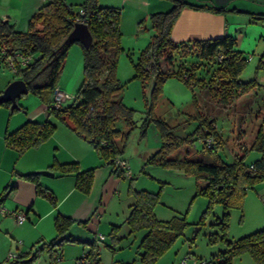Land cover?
Wrapping results in <instances>:
<instances>
[{"label":"trees","instance_id":"obj_1","mask_svg":"<svg viewBox=\"0 0 264 264\" xmlns=\"http://www.w3.org/2000/svg\"><path fill=\"white\" fill-rule=\"evenodd\" d=\"M170 1L172 6L169 10L153 12L149 15L150 26L154 33L147 45L137 53L135 59H132L130 52L127 53L134 71L132 78L138 79L143 88L148 87L151 81L150 96L147 100L149 110L139 126L140 135H144L148 125L153 124L158 132L160 145L147 157L146 162L162 168L177 169L195 180H202L204 184L197 188L195 195L207 196L209 204L205 212H208L212 203L222 205L221 220L217 218L214 223L226 228L228 207L240 206L245 190L264 180L262 125L259 124L250 144L244 148V150H255L261 156L247 163L245 154L235 155L233 161L227 163L218 154L222 139L217 132L213 117L201 115L198 126L186 136H180L175 133L178 126H171L154 115L153 106L161 93L163 83L173 76L183 80L190 87L198 86L211 90L224 104L228 103L230 98L245 94L257 87V83L254 79L244 81L240 78L248 59L241 50L237 49L234 36L223 35L181 42H174L171 39L173 23L185 5L196 9L207 8L215 12L225 8L185 0ZM79 8H82L83 13H79ZM248 13L254 19H264V13ZM80 20H84L87 24L91 42L83 44L79 40H73L60 47L73 25ZM37 24L41 27L38 28ZM120 40L119 8L100 6L98 0H83L80 4H66L63 0H42L25 32L16 31L14 25L7 19H0V63L15 53L31 55L32 59L25 65H15L14 77L21 78L26 83L28 93L38 97L45 104L46 110V118L43 121L27 120L14 131L6 133L5 145L19 151L39 145L55 131L56 125L51 120L55 118L69 125L76 135L91 144L100 158L113 165V171L116 170L119 166L116 160L124 161L119 154L124 149L129 134L137 127L136 110L127 106L120 97H116L123 86L116 76L117 57L119 52L123 51ZM73 43H78L81 49L82 80L74 97L67 104L63 103L62 106L54 108L51 106L53 91L57 87L63 62ZM175 53L183 57L191 56L195 60L189 67L174 70ZM262 58L264 55L259 60V67H264ZM163 59L166 64L162 67ZM201 65L204 66L206 75L197 73ZM195 104L197 105L196 101ZM0 105L9 107V102ZM260 114L261 122H264V110L255 111L256 118H259ZM120 119L124 121L126 131L116 127V122ZM208 139L211 140L210 144L207 142ZM196 142L202 150L208 151L209 158L197 155L169 157L182 144L190 143L189 145L195 146ZM49 169L59 174L73 173L75 188L89 193L95 167L80 169L77 162L55 161ZM117 171L126 175V170L121 167ZM18 176L34 184L36 195L48 199L53 206L56 205L53 192L39 183L38 172L18 174ZM7 188L9 185L0 193V202L6 196ZM158 192L134 190V199L126 218L130 232L144 230L136 249V254L143 264H154L180 236L184 235L189 225L187 211L166 220L155 216L154 206L159 201ZM53 221L55 238L48 242H40L25 254L12 253L15 255L13 263H28L44 252L55 260L58 250L65 241H78L89 247L93 245L85 255L91 257L95 264H100L94 241L65 236L74 219L57 213ZM196 224H204L203 216ZM116 227L114 226L112 231ZM111 236L112 239H117L116 233L111 232ZM222 238L226 242V248L217 253L218 264H231L232 259L242 253H248L255 264H264V228L234 240L225 239L223 236ZM186 257L189 258L188 260L205 259L210 260L212 264L215 263L211 257ZM118 264H132V262Z\"/></svg>","mask_w":264,"mask_h":264},{"label":"rangeland","instance_id":"obj_2","mask_svg":"<svg viewBox=\"0 0 264 264\" xmlns=\"http://www.w3.org/2000/svg\"><path fill=\"white\" fill-rule=\"evenodd\" d=\"M185 1L191 2L192 0ZM193 1L204 3L202 0ZM239 1L231 0V3ZM16 3L11 1L10 4L14 5ZM259 4V6L264 7V2ZM136 42V38L132 36L130 45H137ZM75 46L79 48V45L75 43L71 49ZM138 51V48L135 47L130 54L132 59H135ZM174 55V70L189 67L195 60L191 56L183 57L178 53ZM246 55L248 61L240 74L242 80H245V77L250 74L249 66L251 60H253L250 52ZM164 60L163 66L166 64ZM68 68L69 73L73 72L72 81L79 79L80 84L82 80V60L77 61L73 51L69 54ZM211 70L209 69V71ZM1 73L11 78L15 76L14 71L4 61L0 63ZM133 73L132 62L127 52H119L116 62V76L123 86L118 92V96L127 106L136 110L137 127L131 131L124 149L119 154L124 159L130 174H132L131 179L117 171L120 168L119 166L113 171V165L100 157L98 160L100 166H91L97 167L96 169L99 170L102 168V171H110L111 173V178L106 183L110 190L103 194L102 200H100V187L103 185L105 173L100 178L97 176L89 197L90 200H93V204L95 203L96 209L93 208L86 222L91 224V221H94V219L97 221L99 217L100 228L98 233L103 234L105 237L104 240L96 239L98 256L104 263L109 262L110 257H113L114 264H118L116 262L118 259L131 261V259L137 257L136 249L144 230L130 232L126 218L130 212V204L134 199V190H146L150 192L159 191V201L154 206V213L158 219L166 220L174 215L180 216L187 211V221L189 222L184 235L180 236L154 264H182L181 260L186 256L191 258L211 257L214 259V264H218L217 253L226 248V242L222 236L225 239L234 240L264 228V180L245 190L240 206L228 207V214L225 219L226 228H221L219 224H215L217 218L219 220L222 216L223 207L220 203H212L208 208V212H205L209 204L207 196L195 195L197 188L204 184L202 180H195L177 169L162 168L146 162L147 157L160 145V141L153 124H149L146 133L140 135L139 126L144 120L143 116H146L149 110L147 100L150 96L151 81L148 87L143 88L138 79L132 78ZM197 73L199 75L207 74L203 65L199 66ZM262 102H264V98L251 89L245 94L230 98L229 102L224 104L214 96L211 90L205 89V87H190L183 80L173 76L163 83L161 93L153 106V113L167 124L178 126L175 133L180 136H186L192 132L200 123L201 115L213 117L217 132L222 139L221 147L218 148L220 158L229 163L233 161L235 155L245 154V162L249 163L261 156L257 157L258 152L255 150H244V148L250 144L257 127L261 123V114L259 118H256L255 111L258 109L264 110ZM18 104L28 107L29 113L37 105L45 106L38 97L31 93L21 96L18 99ZM25 111V108L21 110V112ZM116 127L122 131L127 130L122 119L116 122ZM189 144H182L169 157H183L190 154V152L191 154L197 152L198 156L210 157L208 151L202 150L197 142L195 146ZM87 196H89V193H87ZM202 216L204 224H196ZM114 226L117 227L112 231ZM111 232L116 233L117 239H112ZM108 245H111L114 249ZM231 264H255V262L248 253H242L234 257Z\"/></svg>","mask_w":264,"mask_h":264},{"label":"crops","instance_id":"obj_3","mask_svg":"<svg viewBox=\"0 0 264 264\" xmlns=\"http://www.w3.org/2000/svg\"><path fill=\"white\" fill-rule=\"evenodd\" d=\"M11 1L17 3L11 5ZM81 1L63 0L66 4H80ZM202 1L225 9L215 12L207 8L196 9L185 5L173 23L170 33L171 39L174 42H181L192 39H209L223 35L234 36L237 49L241 50L245 55L250 52L253 59L249 66L250 74L245 77L244 81L254 79L257 87L253 88V90L264 97V67L258 66L261 56L264 55V19H254L248 13H264V9H262L264 7L259 6V3L264 1L240 0L234 3H231V0ZM98 2L100 6L119 8L120 43L123 51L127 53H132L135 47L140 51L149 42L154 33L153 28L150 26L149 15L153 12L167 11L172 6L170 0H98ZM191 2L194 1L192 0ZM41 4L42 0H0V19H7L9 23L14 25L16 31L25 32L28 30L29 21L37 13ZM236 9H240L243 12ZM36 26L38 28L41 27L40 24ZM132 36L136 38L137 45H130ZM73 44L65 57L61 76L57 84V88L66 90L71 95H74L79 84V79L72 81L73 72L69 73L68 59L71 51H73L77 61L81 60V49L77 46L71 49ZM143 44L145 45L140 46ZM13 56L18 59L20 55L15 53ZM261 60L264 62V58ZM15 78L17 77L11 78L1 73L0 91ZM116 97H119L118 94ZM70 100L66 99L63 103L67 104ZM19 106V109L13 111L5 105H0V193L9 185V188L5 190L6 196L0 202V209L18 210L23 212L26 218L18 221L13 215L7 214L3 216L0 212V264H15L13 263L15 258H8L10 252L15 255L25 254L33 246H38L40 242H48L54 239L56 230L53 219L57 213L75 220L65 233V236L69 235L75 239L89 242L94 240L96 243L97 235L100 234L98 233L100 228L99 217L97 221H95L96 219H94L95 222L91 221V224L87 223L86 220L91 215L93 208L96 209L95 203L93 204V200H90L89 197L97 176L100 178L105 173L103 185L100 187V200H102L103 194L110 190L106 183L111 178V173L110 171H102V168H100L101 170L96 169L97 167L94 169L89 196H87V193L75 188L73 173L59 174L53 171L52 174L40 173V170L51 171L49 167L55 161L60 163L77 162L80 169L100 166L98 163L99 156L91 144L76 135L69 125L55 118H51L56 125L55 131L39 145L23 151L6 146L4 143L6 133L14 131L27 120L43 121L46 118L45 106L37 105L30 113L25 105L20 104ZM24 108L26 111L21 112ZM260 124L262 125V132H264V122ZM187 155L198 156L197 152H192V154L190 152ZM260 155L258 153L257 157ZM30 172H38L39 183L53 192L56 198L55 206L35 194V187L32 182L18 176V174ZM84 221L85 223L83 224ZM89 251V245L85 243L65 241L61 245V249L58 250L55 260L44 252L28 263L17 264H75L76 258L89 253ZM99 260L100 264H114L113 257H110V261L107 263H104L100 258ZM116 262L142 263L138 256L131 259V261L118 259Z\"/></svg>","mask_w":264,"mask_h":264},{"label":"built area","instance_id":"obj_4","mask_svg":"<svg viewBox=\"0 0 264 264\" xmlns=\"http://www.w3.org/2000/svg\"><path fill=\"white\" fill-rule=\"evenodd\" d=\"M79 13H83L82 8H79ZM78 22H85L84 20H80ZM19 58L15 59L14 56L8 57L5 59V63L7 66H9L13 71L15 70V65L18 64L20 66L25 65L26 63H28L32 57L31 55H22L19 54ZM72 97H74V95H71L70 93H67L64 90H61L59 88H55L53 91V95H52V99H51V106L54 108H58L60 106H62L64 100L66 99H71ZM208 144L211 143V140L208 139L207 140ZM116 163L123 169L126 170V175L129 176L130 175V171L127 169L126 163L124 161H120V160H116ZM1 215H7V214H11L13 215L18 221H22L25 220L26 216L23 212L20 211H16V210H7L4 208L0 209ZM98 239H104V236L102 234H98ZM15 255L12 253L8 254V258H14ZM182 264H212V262L210 260H205V259H193V260H188V257H184L182 260ZM75 264H95L93 259L89 256H82L80 258H77L75 260Z\"/></svg>","mask_w":264,"mask_h":264},{"label":"water","instance_id":"obj_5","mask_svg":"<svg viewBox=\"0 0 264 264\" xmlns=\"http://www.w3.org/2000/svg\"><path fill=\"white\" fill-rule=\"evenodd\" d=\"M91 39L87 24L85 22H76L61 43L60 47L73 40H79L83 44H88L91 42ZM27 93L28 88L26 83L21 78H15L11 80L2 91H0V104L9 102L10 110L19 109L20 106L17 103V99L21 95ZM40 173L52 174L53 172L49 170H40Z\"/></svg>","mask_w":264,"mask_h":264}]
</instances>
